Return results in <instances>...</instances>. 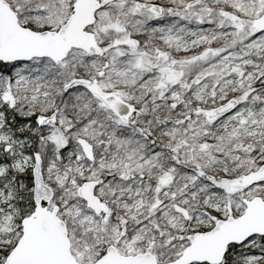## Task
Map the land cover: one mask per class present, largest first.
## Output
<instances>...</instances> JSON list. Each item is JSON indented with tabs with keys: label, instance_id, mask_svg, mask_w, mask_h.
<instances>
[{
	"label": "snow or ice",
	"instance_id": "obj_1",
	"mask_svg": "<svg viewBox=\"0 0 264 264\" xmlns=\"http://www.w3.org/2000/svg\"><path fill=\"white\" fill-rule=\"evenodd\" d=\"M0 264H264V0H0Z\"/></svg>",
	"mask_w": 264,
	"mask_h": 264
}]
</instances>
